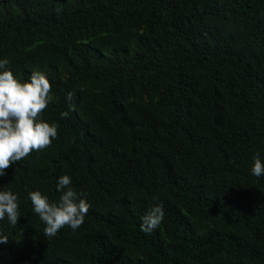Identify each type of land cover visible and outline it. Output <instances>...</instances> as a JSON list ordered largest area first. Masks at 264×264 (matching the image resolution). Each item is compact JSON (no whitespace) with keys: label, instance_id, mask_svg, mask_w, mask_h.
Segmentation results:
<instances>
[{"label":"trees","instance_id":"1","mask_svg":"<svg viewBox=\"0 0 264 264\" xmlns=\"http://www.w3.org/2000/svg\"><path fill=\"white\" fill-rule=\"evenodd\" d=\"M3 57L46 75L57 136L0 177V264H264V0H0ZM61 175L90 207L45 237L27 192Z\"/></svg>","mask_w":264,"mask_h":264},{"label":"clouds","instance_id":"2","mask_svg":"<svg viewBox=\"0 0 264 264\" xmlns=\"http://www.w3.org/2000/svg\"><path fill=\"white\" fill-rule=\"evenodd\" d=\"M8 58H0V177L9 165L20 161L32 151L43 150L57 136V124L41 118L43 110L52 102L50 83L41 71H32L21 82L14 77L8 65ZM72 92L64 96L66 103L71 102ZM61 112V119L67 116ZM249 174L254 177L264 175V160L257 153L251 162ZM58 200L50 201L40 191H28L27 199L31 209L43 223V235L54 237L58 230L67 226L75 232L83 223L90 204L84 194L71 187L69 175H61L55 181ZM18 197L9 190H0V221L6 220L10 227L18 221ZM164 219V209L159 203L150 205L140 217L139 229L151 234ZM8 237L0 234V244H7Z\"/></svg>","mask_w":264,"mask_h":264}]
</instances>
